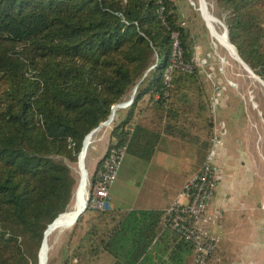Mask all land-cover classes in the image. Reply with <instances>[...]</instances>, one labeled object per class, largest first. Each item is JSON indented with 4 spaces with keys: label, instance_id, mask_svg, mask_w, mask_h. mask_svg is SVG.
<instances>
[{
    "label": "trees",
    "instance_id": "trees-1",
    "mask_svg": "<svg viewBox=\"0 0 264 264\" xmlns=\"http://www.w3.org/2000/svg\"><path fill=\"white\" fill-rule=\"evenodd\" d=\"M213 2L227 41L264 82V0ZM172 33L183 64L165 83ZM193 42L177 0H0V264H38L43 233L77 183L69 163L135 86L91 188L107 151L124 143L127 155L147 162L158 152L189 154L190 174L199 170L213 120ZM95 211L110 222L88 232L89 252L105 253L110 264L193 261V246L163 226L165 209L138 202Z\"/></svg>",
    "mask_w": 264,
    "mask_h": 264
},
{
    "label": "rangeland",
    "instance_id": "rangeland-1",
    "mask_svg": "<svg viewBox=\"0 0 264 264\" xmlns=\"http://www.w3.org/2000/svg\"><path fill=\"white\" fill-rule=\"evenodd\" d=\"M177 3L184 25L190 30L194 41V61L199 67V73L206 89L205 95L210 102L212 127L214 128L219 123L224 128L225 124L224 129L231 132L230 142L228 141V147H231L228 154L229 163L226 162L227 158H223V149L222 152L220 150L222 155L217 157L221 168L224 167L225 175L223 183L218 184L211 208L216 207L217 192H219L217 198L219 202L221 201V187L227 190L228 198H226L229 201L236 199V205L229 212L225 224L222 225L227 218L224 211L221 222L212 228L223 239L226 237L223 233L229 227L234 234L246 233L241 238L228 236L230 237L228 239L229 249L232 252L237 253L240 249L239 245L235 244L238 243V239L244 241L241 246L248 247L249 252L246 254L245 252L235 254L236 264H264V86L224 49L220 38L225 34V24L219 17V9L215 7L213 0H177ZM207 16L214 21L209 20ZM221 17H223L222 14ZM224 37L227 40L225 35ZM133 90L134 88L122 103L128 102ZM212 104L215 106L220 104L221 109L212 107ZM127 107L128 105L117 110L114 107L110 117L97 127V131L90 133L93 136L87 148L83 169L87 179L86 201L92 193L90 178L96 167L93 162L97 155H102L103 140L109 136L113 123L124 116ZM105 124L108 125L104 126ZM227 136L226 132L221 133V144ZM162 155L166 156L161 153L157 154L154 161L164 159ZM166 159H169L174 168L168 170V177L165 181H159L153 175L157 173L156 170L159 167L153 165L152 160L147 162L125 153L115 180L109 189L110 201L114 207H131L138 202H147L153 207L159 206L162 202L161 198L168 200L169 193L181 190L184 183L194 174H188L193 160L186 153L169 156ZM78 162L69 163L73 175L77 177V183L67 206V212L77 211L84 205L80 190ZM159 171L164 172L158 169ZM185 175L187 176L184 181ZM157 186H161L163 193L158 191ZM236 195L239 198H236ZM87 206L88 201L85 209ZM85 209L81 213V223L76 229L74 226L81 214L73 220L60 223L51 232L47 242L48 256L45 264H73V262L75 264L77 262L76 250L80 252L79 260L82 264L111 263V258L105 253L92 254L89 252L90 244H94V238L88 234L93 228L101 231L105 225L109 224L110 219L108 216L106 218L100 216L95 210H91V213H84ZM252 231L254 235L251 234ZM81 242L84 243L82 247L79 244ZM253 249L254 251L251 252ZM220 257L221 264L225 259H222L221 252ZM191 262L192 258L190 264Z\"/></svg>",
    "mask_w": 264,
    "mask_h": 264
},
{
    "label": "built area",
    "instance_id": "built-area-1",
    "mask_svg": "<svg viewBox=\"0 0 264 264\" xmlns=\"http://www.w3.org/2000/svg\"><path fill=\"white\" fill-rule=\"evenodd\" d=\"M162 11L163 6H159L157 9L159 16ZM172 38L171 59L164 71L165 83L169 82L173 67L183 64L177 33H172ZM129 104L127 103L126 106ZM221 133H223V127L217 123L212 130L209 151L203 164L184 183L177 197L165 208L163 215V226L193 246L192 264H220L221 262L219 252L221 238L212 227L222 218L223 209L211 208V202L222 179V168L217 161L221 146ZM126 148L127 144L124 143L107 151L98 172V182L88 196L87 207L90 209L109 210L113 208L109 189L125 156Z\"/></svg>",
    "mask_w": 264,
    "mask_h": 264
},
{
    "label": "crops",
    "instance_id": "crops-1",
    "mask_svg": "<svg viewBox=\"0 0 264 264\" xmlns=\"http://www.w3.org/2000/svg\"><path fill=\"white\" fill-rule=\"evenodd\" d=\"M212 107H214V108H216L217 107V109H221V106H220V104H218V105H214V104H212ZM224 124V123H223ZM224 128H225V124H224ZM223 128V131H224V133L226 132L227 133V137H225V139L224 140H222V144H221V146L219 147V152H220V150H221V152H222V149L224 150V153H223V158L224 159H226L227 158V164L229 163V159H228V154H229V151L231 150V147L229 148L228 146H229V143H228V141H229V136H230V134H231V132L229 131V132H227V130H225ZM108 141H109V136H107L106 137V139L105 140H103V145H102V155H97L96 156V159H95V161L93 162V164H94V166H96V164H97V162L100 160V158H102L103 156H104V154H105V152H106V148H107V145H108ZM230 142V141H229ZM220 152V154L219 155H222V153ZM164 154V155H166V156H163L164 157V159H162L161 161L160 160H158V162H156V161H154V157H156V155L157 154ZM176 153H164V152H158V153H156L155 155H154V157L151 159L152 160V163H153V165H157V167H159V170L161 169V170H164V172H162V171H157V174L155 175L156 177H157V179L160 181V180H164L165 181V179L168 177V175H167V173H168V170L170 169V170H172V168H174L173 166H172V164L170 163V161H169V159H166V157H169V156H174ZM227 156V157H226ZM223 158H222V160H223ZM225 166V165H224ZM170 173H171V171H170ZM188 174H190V172H188ZM191 174H193V173H191ZM195 174V173H194ZM193 174V175H194ZM224 175H225V170H224V167H222V179H221V181L220 182H222V180H223V178H224ZM186 179V178H185ZM185 181V180H184ZM223 183V182H222ZM182 186V185H181ZM158 187V191H160L161 193H163V191H161V186H157ZM156 187V188H157ZM175 191V190H174ZM179 191H180V189H179ZM179 191H176V192H172V193H169V199L168 200H164L163 198H161L162 199V202H161V204H159V206H155V207H153V206H151V205H149L147 202H142L143 203V205L145 206V207H152V208H159V209H161V210H164L168 205H169V203L173 200V199H175L176 197H177V195H178V193H179ZM219 191V190H218ZM220 191H221V201L219 202V198H217V195L219 194V192H217V195H216V198H215V206L216 207H220V208H222L223 209V213H224V211H225V213H226V216H227V218H226V220H225V222H223L222 223V225L223 224H225L226 223V221H227V219H228V217H229V212H231L234 208H235V205H236V199H232V200H230L229 201V199H227L228 197H227V195H228V193L223 189V187H221V189H220ZM163 197V196H162ZM227 197V198H226ZM236 198H239L237 195L235 196ZM111 199V198H110ZM146 203V204H145ZM112 207L113 208H115L114 207V204L112 203ZM131 207H133V205L131 206ZM131 207H124V208H121V207H118V208H120V209H123V210H129ZM251 207V206H250ZM223 219V216H222V218L220 219V221L218 222V223H220L221 222V220ZM254 227V226H253ZM255 229V228H254ZM253 229V230H254ZM257 233H258V231H256ZM216 233V232H215ZM224 236H226L224 239H223V237H220V238H222V240L220 241L221 243L219 244V252H221V255H222V259H224V262L222 261V263L221 264H236V255L235 254H238L239 252H245V254H246V252H249L248 251V247H243V246H241V244H243L244 243V241L243 240H241V239H238V243H235V244H237V245H239V250L237 251V253H234V252H232L229 248V245H230V243H229V240L228 239H230V237H232V236H238L239 238H241V236H244L246 233H244V232H242L241 234L240 233H236V234H234V232L230 229V227H229V229H225V231H224ZM252 235H254L253 234V231H252V233H251ZM219 236H220V234H218ZM228 236H230V237H228ZM228 237V238H227ZM254 251V249L253 250H251V252H253ZM251 254V253H250ZM249 254V255H250ZM238 257V256H237ZM251 261H252V259H251Z\"/></svg>",
    "mask_w": 264,
    "mask_h": 264
},
{
    "label": "bare ground",
    "instance_id": "bare-ground-1",
    "mask_svg": "<svg viewBox=\"0 0 264 264\" xmlns=\"http://www.w3.org/2000/svg\"><path fill=\"white\" fill-rule=\"evenodd\" d=\"M201 3V1H200ZM205 13V12H204ZM206 14V13H205ZM210 15V14H209ZM208 17V16H207ZM209 20L211 21H214V19L208 17ZM210 21V22H211ZM216 22V21H215ZM225 33V32H224ZM225 35V34H224ZM221 36L220 38V42L222 43L224 49L229 52L232 57L237 61L239 62V64L251 75V72L248 70V68L239 60V58L237 57V54L235 52V50L233 49V47L231 46V44L229 43V41H227L225 39V37ZM226 36V35H225ZM227 38V37H226ZM234 50H232L231 49ZM254 77V76H253ZM255 78V77H254ZM256 79V78H255ZM257 80V79H256ZM262 85V84H261ZM110 122V121H109ZM108 124H105L104 126H107ZM97 131V130H96ZM94 134V133H93ZM92 136L93 135H90L88 137H86L85 141H84V145L82 147V150L80 151L79 153V156H78V170H79V178H80V190H81V194L83 196V199H82V203L84 204L79 210L77 211H70V212H66V213H62L48 228V231L45 233L44 237H43V241L41 243V247H40V250H39V253H38V264H45L46 262V259H47V242H48V237L50 236L51 232L56 229V227L62 223V222H67V221H70V220H73L75 219L79 214H81L83 212V210L85 209V206H86V189H87V179L85 177V174H84V161H85V155H86V152H87V148L88 146H90V143H91V140H92ZM49 249V248H48Z\"/></svg>",
    "mask_w": 264,
    "mask_h": 264
},
{
    "label": "water",
    "instance_id": "water-1",
    "mask_svg": "<svg viewBox=\"0 0 264 264\" xmlns=\"http://www.w3.org/2000/svg\"><path fill=\"white\" fill-rule=\"evenodd\" d=\"M224 32H225V35H226V37H228V34H227V28H226V26H225V28H224ZM228 39V38H227ZM229 43L233 46V48H234V50H235V52H236V54H237V57L239 58V60L248 68V70L251 72V74L257 79V81L260 83V84H262L263 86H264V82H263V80L259 77V76H257L254 72H253V70L240 58V56H239V54H238V51H237V49H236V47L229 41ZM135 89H136V86L134 87V90H133V93H132V95H131V97H130V99L128 100V102H126V103H120V104H115V105H113L112 107H111V110H110V115L112 114V112H113V108L114 107H116V110L117 109H119V108H123V107H125L126 106V104L127 103H131V100H132V97H133V94H134V91H135ZM110 115H109V117H110ZM101 125V124H100ZM99 125V126H100ZM98 126V127H99ZM97 128H94L93 130H91L86 136H85V138H84V140H83V144H82V147H83V145H84V141H85V139H86V137L90 134V133H92L94 130H96ZM81 150H82V148H81ZM62 214V213H61ZM61 214H59L58 215V217L61 215ZM58 217H56L50 224H48V226L46 227V229H45V231H44V233H43V237H44V235H45V233L48 231V228H49V226L58 218ZM42 241H43V239H42Z\"/></svg>",
    "mask_w": 264,
    "mask_h": 264
}]
</instances>
